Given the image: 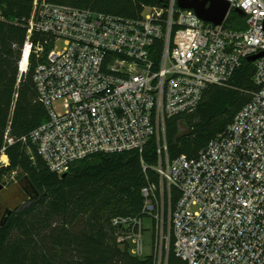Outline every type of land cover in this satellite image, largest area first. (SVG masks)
Masks as SVG:
<instances>
[{
    "label": "built area",
    "instance_id": "2783aa9c",
    "mask_svg": "<svg viewBox=\"0 0 264 264\" xmlns=\"http://www.w3.org/2000/svg\"><path fill=\"white\" fill-rule=\"evenodd\" d=\"M227 1L214 24L178 0L144 5L138 17L35 0L26 25L20 74L33 56L47 120L18 140L62 176L97 153H143L155 138L161 183L142 188L143 215L112 224L143 256L151 216L156 264H167L172 240L187 264H264V55L252 60L257 89L197 156L171 158L166 137L168 118L193 112L209 85L228 86L243 59L264 51V0ZM237 9L246 28L226 25ZM4 138L7 166L10 127Z\"/></svg>",
    "mask_w": 264,
    "mask_h": 264
},
{
    "label": "trees",
    "instance_id": "16d2710c",
    "mask_svg": "<svg viewBox=\"0 0 264 264\" xmlns=\"http://www.w3.org/2000/svg\"><path fill=\"white\" fill-rule=\"evenodd\" d=\"M35 0H0V150L5 133L15 143L6 145L7 166L0 163V182L20 170L33 195L29 203L12 209L0 223V264H156L154 253L137 256L129 242H119L112 221L116 216H141L142 188L159 183L157 143L151 138L143 153H97L72 165L66 176L50 170L43 158L18 138L47 120L30 58L26 72L19 64L26 41L27 23ZM92 7L138 17L144 5L165 0H48ZM226 25L246 28L243 15L232 11ZM254 62L248 58L232 75L228 86L209 85L193 112L166 120L171 158L195 157L208 142L233 121L257 89ZM32 155L34 158L32 159ZM1 156V152H0ZM143 162L147 165L143 166ZM167 264H187L175 253L173 240Z\"/></svg>",
    "mask_w": 264,
    "mask_h": 264
},
{
    "label": "rangeland",
    "instance_id": "374dc122",
    "mask_svg": "<svg viewBox=\"0 0 264 264\" xmlns=\"http://www.w3.org/2000/svg\"><path fill=\"white\" fill-rule=\"evenodd\" d=\"M156 166H154L155 168ZM4 188L0 192V219L3 216L5 208L15 209L29 203V198L34 194L29 183L20 170L12 171L5 177ZM161 183V177L159 183ZM151 216L144 218V254L143 256L154 253L155 248V225ZM119 241V239H118ZM120 242V241H119ZM166 250H164L163 259L165 260Z\"/></svg>",
    "mask_w": 264,
    "mask_h": 264
},
{
    "label": "water",
    "instance_id": "95a60500",
    "mask_svg": "<svg viewBox=\"0 0 264 264\" xmlns=\"http://www.w3.org/2000/svg\"><path fill=\"white\" fill-rule=\"evenodd\" d=\"M178 5L182 8L194 9L201 19L214 24H221L230 10V3L227 0H178ZM237 12L244 15L240 9H237ZM263 55L264 51L250 56V59L254 61ZM66 174L64 173L62 177ZM4 187V184L0 182V192ZM11 210H8V214Z\"/></svg>",
    "mask_w": 264,
    "mask_h": 264
},
{
    "label": "bare ground",
    "instance_id": "6f19581e",
    "mask_svg": "<svg viewBox=\"0 0 264 264\" xmlns=\"http://www.w3.org/2000/svg\"><path fill=\"white\" fill-rule=\"evenodd\" d=\"M20 65H21L22 69H25L26 68V65H27V52L22 57Z\"/></svg>",
    "mask_w": 264,
    "mask_h": 264
},
{
    "label": "flooded vegetation",
    "instance_id": "af4514ba",
    "mask_svg": "<svg viewBox=\"0 0 264 264\" xmlns=\"http://www.w3.org/2000/svg\"><path fill=\"white\" fill-rule=\"evenodd\" d=\"M8 210H9V209L5 208V210H4V212H3V216H2V218L0 219V223H2V222L4 221V219H5V217L8 215Z\"/></svg>",
    "mask_w": 264,
    "mask_h": 264
}]
</instances>
